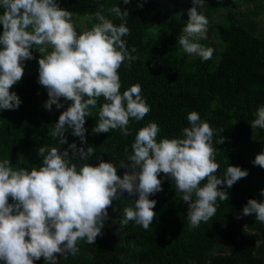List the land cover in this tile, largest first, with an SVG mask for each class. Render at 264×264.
Returning a JSON list of instances; mask_svg holds the SVG:
<instances>
[{
	"label": "trees",
	"instance_id": "16d2710c",
	"mask_svg": "<svg viewBox=\"0 0 264 264\" xmlns=\"http://www.w3.org/2000/svg\"><path fill=\"white\" fill-rule=\"evenodd\" d=\"M55 2L72 17L84 20L89 30L98 21L84 17L100 11V5L102 15L114 25L125 23L129 34L122 39L136 59L130 67L125 60L117 70L120 93L139 84L150 111L142 120L129 118L127 136L119 128L94 133L101 106L108 102L101 96L95 107H89L91 116L85 117L86 143L73 136L66 125L67 143L60 144L52 132L59 115L72 101L60 97L63 107L52 105L51 111L44 108L47 90L38 83V59L42 54L38 51L40 46L33 45V59L21 62L29 65L31 72L23 73L21 80L9 89L21 104L16 110L0 109V162L8 159L13 168L38 169L43 159L38 155L40 147L64 151L75 142L77 148H94L87 160H82L79 152L73 154L68 150L66 159L76 165L77 171L84 164L95 167L100 161L111 162L122 178L133 171L127 157L132 154L131 146L141 128L155 122L160 129L157 143L164 138L182 139V130L190 127L187 116L194 111L213 129L214 162L219 165L213 175L223 179L228 165L248 171L231 188L217 186L228 193L229 199L218 198L215 214L196 228L190 227L183 193L178 191L174 179L161 172L157 178L162 190L148 197L156 201L152 209L156 215L147 230L134 221L121 225L124 209L134 207L133 201L138 198H129L125 191L107 208L108 219L95 242L78 239V253L68 254L66 259L55 254L57 264H264V222L257 220L255 214L242 215L249 199L264 201L260 195L264 189V168L252 163L264 151V128L251 127L257 118L256 110L264 106V0H205L202 9L196 6L197 13L202 11L208 19L207 33H212L218 44L212 48L209 60L186 53L178 43L179 37L185 35L183 28L188 10L194 6L192 0H173V7L167 0H129L127 4L123 0ZM255 3L256 10L241 11ZM114 6L128 12L123 21L109 11ZM194 42L211 48L206 38ZM133 47L135 52H131ZM221 137L224 142L218 143ZM122 162L124 166L119 167ZM206 183L207 179L202 180L199 186ZM8 203H15L10 196ZM1 264L6 262L2 260ZM33 264L48 262L41 257Z\"/></svg>",
	"mask_w": 264,
	"mask_h": 264
},
{
	"label": "clouds",
	"instance_id": "9594fccd",
	"mask_svg": "<svg viewBox=\"0 0 264 264\" xmlns=\"http://www.w3.org/2000/svg\"><path fill=\"white\" fill-rule=\"evenodd\" d=\"M123 2L127 4L129 0ZM204 2L192 0L194 6L188 10L183 28L185 35L179 37L178 43L186 53L209 60L214 50L194 42L206 38L208 19L202 11L198 14L196 7L202 9ZM0 8H3L0 109L16 110L21 104L16 93L9 89L21 80L24 73L21 62L33 59L30 49L37 45L42 54L38 59V83L48 95L44 108L51 111L52 105L58 109L63 107L60 97L72 101L59 115L52 132L60 144L67 143L66 125L73 136L86 143L85 117L91 116L89 107H95L101 96L108 102L101 106L94 133L119 128L127 136L129 118L139 121L150 111L139 84L120 93L117 70L125 60L130 67L136 57L122 39L129 34V29L125 23L116 26L102 15L103 5L100 11L84 17L95 18L98 23L80 34L70 22L71 13L61 9L55 0H0ZM109 11L122 21L128 16L127 11L122 12L117 6ZM135 51L133 47L131 52ZM256 117L251 127L264 128V106L256 110ZM187 120L190 127L182 130V139L164 138L157 143L160 129L155 122L141 128L131 146L132 154L127 157L133 171L126 172L122 178L111 162L100 161L95 167L84 164L77 171L76 165L66 159L68 150L73 154L79 152L80 158L87 160L94 148H77L75 142L68 144L64 151L40 147L38 155L43 159L38 169L13 168L8 159L0 162V260L6 264H33L43 257L48 264H57L55 254L65 259L68 254L76 255L77 240L86 238L89 244L95 242L108 219L107 208L125 191L129 198H138L133 201L134 207L124 209L121 225L134 221L147 230L156 215L152 211L156 201L148 197L162 190L161 180L157 178L161 172L174 179L178 191L183 193L190 227L207 222L216 212L217 199H229L228 193L217 186L231 188L248 171L228 165L223 179L213 175L219 168L214 162L213 129L197 112H189ZM223 142L221 137L218 143ZM252 163L264 168V151ZM123 166L122 162L119 167ZM205 179L207 183L200 187ZM260 195L264 197V189ZM9 196L15 203H8ZM251 214L264 222V201L249 199L242 215Z\"/></svg>",
	"mask_w": 264,
	"mask_h": 264
},
{
	"label": "rangeland",
	"instance_id": "374dc122",
	"mask_svg": "<svg viewBox=\"0 0 264 264\" xmlns=\"http://www.w3.org/2000/svg\"><path fill=\"white\" fill-rule=\"evenodd\" d=\"M167 2H168V4L170 6L173 7V0H167ZM257 8H258V5H257V3H255V4H251L249 6H247V5L244 6L241 11L242 12H247V11H250V10H256ZM70 22L73 24L74 29L76 30L77 34H80V33L84 32V31L89 30L87 24L81 18H75V17L71 16ZM215 22H216V20H212V23H215ZM262 24H263V27H264V15L262 17ZM205 35H206V40H207L208 44L211 46V48L218 47V44H217L216 40L214 39L212 33L209 34V33L206 32ZM22 66L24 68V74H27V73L31 72V68L29 67V65L22 64Z\"/></svg>",
	"mask_w": 264,
	"mask_h": 264
},
{
	"label": "water",
	"instance_id": "95a60500",
	"mask_svg": "<svg viewBox=\"0 0 264 264\" xmlns=\"http://www.w3.org/2000/svg\"><path fill=\"white\" fill-rule=\"evenodd\" d=\"M2 263V260H0V264Z\"/></svg>",
	"mask_w": 264,
	"mask_h": 264
}]
</instances>
